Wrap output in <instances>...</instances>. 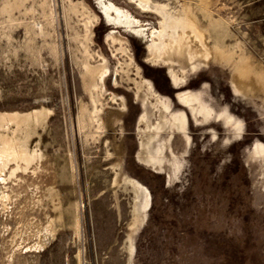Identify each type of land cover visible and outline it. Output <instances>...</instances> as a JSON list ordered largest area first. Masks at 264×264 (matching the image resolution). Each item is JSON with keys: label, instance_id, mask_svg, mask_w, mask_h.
<instances>
[{"label": "rangeland", "instance_id": "1", "mask_svg": "<svg viewBox=\"0 0 264 264\" xmlns=\"http://www.w3.org/2000/svg\"><path fill=\"white\" fill-rule=\"evenodd\" d=\"M160 5H190L222 58L204 40L201 56L170 50L181 25ZM229 55L264 69V0H0V264H264V96L235 87ZM158 97L188 122L189 143L176 129L154 141L173 133L171 182L170 162L139 160ZM122 174L152 194L136 225Z\"/></svg>", "mask_w": 264, "mask_h": 264}, {"label": "bare ground", "instance_id": "2", "mask_svg": "<svg viewBox=\"0 0 264 264\" xmlns=\"http://www.w3.org/2000/svg\"><path fill=\"white\" fill-rule=\"evenodd\" d=\"M160 8H164L166 13L171 15V18L177 21L181 28L178 32L179 37L177 43L169 42L168 47L170 50H174L176 44H185L188 47V50L195 54L196 56H201L204 52H207L204 49L203 44L206 41L209 46L210 53L208 52V56L214 57L215 59H221L223 52L218 47L211 45L207 41V36L201 30H198L197 22L193 17V12L190 9V5H184L183 16L179 13H172L165 8L164 5H160ZM37 25V24H36ZM173 26V23H171ZM195 27V28H194ZM40 30L43 32L42 24L40 25ZM200 31V33H199ZM204 40V41H203ZM169 50L165 51L168 52ZM229 54V53H227ZM246 56V55H245ZM232 55H229L226 59L230 62H233L234 71H233V82L237 89L243 91L245 94H256L262 93L264 96V69H256L252 66V62L248 60L246 57H241L239 60H235L234 58L231 59ZM240 65H236V64ZM105 68H102L99 76L102 80L104 76ZM185 70L180 67L179 69H172V74L174 77V81L180 82L185 78ZM187 104H189L192 108V112L195 116L203 115L204 118H209L213 116V108L209 106L206 102L200 99L199 94L194 93H186L185 95H181ZM161 104L160 107V119L157 121L156 125L154 124V131H149V120H148V113L144 114L141 120L145 123V136L142 139V153L139 154V160L142 161L144 164H149L158 168V170H164V165L167 162H170L172 166V172H168L169 181L171 182L174 178H177L180 169L182 168V161L179 159L178 156L174 153V151L168 146L169 142L172 139V132L165 136L164 140L161 141L156 149H152L151 146L155 140H157L158 136L161 135L160 133L166 130L176 129L185 135L186 143H189L190 136L188 134V122L187 116L183 111L179 112H169L170 107L166 100L162 97H158L157 99ZM155 107V106H154ZM153 107V109H154ZM36 115H40V112H36ZM221 115V114H219ZM225 122L232 121V127L234 129H240L241 123L239 120L235 119L232 115L228 114L227 112L224 113ZM9 119H17L20 121L19 123L23 122L26 116H18V115H9L7 117ZM3 117H0V122H3ZM215 135V134H213ZM170 148V152L172 153V160L171 158H167V149ZM253 156H264V144L262 142H258L254 150L252 151ZM125 182H128L134 189L136 194L135 203H134V214L136 215V221L134 225L138 224V222H142L144 216L147 215L148 210L152 206V194L148 187L143 185L141 182L131 179L128 175L122 174L120 176ZM141 197V198H140ZM139 213H141V218H139ZM145 220V219H144ZM130 254L131 257L134 253V244L131 239L130 243ZM132 262V260L130 259ZM130 262V264H132Z\"/></svg>", "mask_w": 264, "mask_h": 264}, {"label": "crops", "instance_id": "3", "mask_svg": "<svg viewBox=\"0 0 264 264\" xmlns=\"http://www.w3.org/2000/svg\"><path fill=\"white\" fill-rule=\"evenodd\" d=\"M156 123H157V122H156ZM155 125H156V124H155ZM166 131H167V130H166ZM163 132H164V131H163ZM163 132H161V133H163ZM168 134H169V133H168ZM168 134H167V135H168ZM172 134H173V133H172ZM136 135H137V123H136ZM159 136H160V135H159ZM159 136H158V137H159ZM164 138H165V137H164ZM172 138H173V136H172ZM137 139H138V146H137V149H139V148H140V145H139V137H138V135H137ZM157 140H158V138H157ZM157 140H155V141H157ZM163 140H164V139H163ZM163 140H161V141H163ZM161 141H160V142H161ZM160 142L156 143L155 146H154V143H153L152 146H151V148H152V149H156V148L158 147V145H159ZM171 142H172V139H171V141L169 142L168 146H170V148L172 149ZM141 145H142V144H141ZM170 148L167 147L166 149H170ZM142 149H143V148H142ZM184 149H185V148H184ZM141 162H142V161H141Z\"/></svg>", "mask_w": 264, "mask_h": 264}]
</instances>
